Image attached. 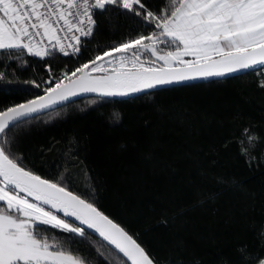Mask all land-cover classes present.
Segmentation results:
<instances>
[{"label":"snow or ice","instance_id":"obj_1","mask_svg":"<svg viewBox=\"0 0 264 264\" xmlns=\"http://www.w3.org/2000/svg\"><path fill=\"white\" fill-rule=\"evenodd\" d=\"M113 12L140 29L81 59L98 16L110 20ZM57 53L76 63L54 74L48 61ZM0 56L4 68L12 67L8 61L28 65L25 56L40 58L48 77L26 82L36 89L43 84L42 93L0 107V264H202L155 252L140 231L103 209L95 183L74 190L67 167H36L19 150L17 130L81 94L138 99L154 89L255 71L264 66V0H163L156 7L148 0H0ZM8 75L0 71V79ZM258 76L264 90V70ZM237 141L249 166L259 165L255 151L264 136L248 125ZM207 199L214 195L197 203ZM157 223L167 225L168 216ZM258 240V250L241 246L239 262L221 264H264V226ZM82 243L95 255L73 248ZM176 246L185 250L182 240Z\"/></svg>","mask_w":264,"mask_h":264},{"label":"trees","instance_id":"obj_2","mask_svg":"<svg viewBox=\"0 0 264 264\" xmlns=\"http://www.w3.org/2000/svg\"><path fill=\"white\" fill-rule=\"evenodd\" d=\"M162 2L148 0L153 7ZM97 19L81 59L140 29L115 12L110 20ZM24 59L28 65L8 61L12 67L4 68L0 63V71L9 73L0 79V107L42 93L43 84L36 89L26 82L48 78L44 61ZM48 63L56 74L74 66L76 57L57 53ZM262 70L156 90L138 99L82 98L18 129L19 150L45 172L67 167L74 190L83 191L89 182L98 185L103 209L140 231L162 257L239 262L238 248L258 250L264 226V144L255 151L261 163L250 167L237 141L248 125L264 136V90L257 87ZM210 195L214 199L197 203ZM164 214L167 225L157 223ZM92 239L100 240L93 234ZM179 240L185 250L176 246ZM73 248L95 255L86 243Z\"/></svg>","mask_w":264,"mask_h":264},{"label":"water","instance_id":"obj_3","mask_svg":"<svg viewBox=\"0 0 264 264\" xmlns=\"http://www.w3.org/2000/svg\"><path fill=\"white\" fill-rule=\"evenodd\" d=\"M261 68H264V66H260V65H258L256 70L261 69ZM251 71H254V70H251V69H250V70H247L246 72H243V71H242V72H235V73L229 74L228 76H226V77H224V78H213L212 81L223 80V79H227V78L235 77V76H238V75H241V74H245V73H248V72H251ZM204 82H210V81H205V80L189 81V82H186L185 84H182V85L196 84V83H204ZM182 85L168 86L167 88H170V87H176V86H182ZM156 90H161V89H154V90H151L150 92H153V91H156ZM141 95H142V94H140L139 96H141ZM87 97H97V94L87 93V94H81V95L76 96V97H72V98H70L69 101L64 102V103L61 104V105H56V106H54L53 108L47 110V112L52 111V110H54V109H57V108H59V107H62V106H64V105H67V104H69V103H71V102H74V101L80 100V99H82V98H87ZM100 98L122 100V99H131V98H135V97H132V96H130V97H119V96H115V97H100ZM47 112H46V113H47ZM41 114H44V113H41ZM41 114H40V115H41ZM89 231L91 232V230H89ZM93 235H95L96 237H98V234L93 233ZM98 238H99V237H98ZM99 239H101V238H99ZM105 243H106V242H105Z\"/></svg>","mask_w":264,"mask_h":264}]
</instances>
